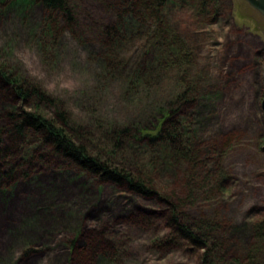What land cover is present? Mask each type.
Wrapping results in <instances>:
<instances>
[{
	"label": "rangeland",
	"instance_id": "374dc122",
	"mask_svg": "<svg viewBox=\"0 0 264 264\" xmlns=\"http://www.w3.org/2000/svg\"><path fill=\"white\" fill-rule=\"evenodd\" d=\"M109 1L74 0L79 25L61 22L58 44L45 53L38 41L42 21L49 15L40 5L0 0V113L5 133L10 112L53 117L49 107H60L71 121L93 131L98 125L142 121L172 97L176 83L171 73L155 82L151 92L141 86L128 88V71L103 73L102 57L108 48L97 29L114 20L106 7ZM222 5L220 20L201 31L192 48V77L199 90L195 110L202 120L200 136L221 140L219 144L230 141L222 157L232 181L223 195L200 204V212L225 225L228 252L248 247L253 225L264 219V19L242 0H222ZM17 49L31 50L46 78L73 85L49 94L16 63ZM135 50L129 46L122 56L130 58ZM15 84L37 89L56 105L35 96L24 99ZM24 171L30 172L29 178L19 175ZM79 172L55 159L34 161L0 183V264H69L68 240L106 222L111 240L124 246L120 264H201L196 253L154 247L168 232L166 221L149 220L144 227L129 221L133 212L152 217L159 206ZM80 244L84 245L82 239ZM29 250L32 256H26Z\"/></svg>",
	"mask_w": 264,
	"mask_h": 264
},
{
	"label": "trees",
	"instance_id": "16d2710c",
	"mask_svg": "<svg viewBox=\"0 0 264 264\" xmlns=\"http://www.w3.org/2000/svg\"><path fill=\"white\" fill-rule=\"evenodd\" d=\"M18 2L40 5L49 15L42 21L38 41L45 53L58 44L61 22L79 25L74 0ZM106 7L113 22L95 28L108 48L102 57L103 73L128 71V88L141 86L150 92L166 72L171 73L176 83L172 97L148 117L140 118L142 121L98 125L93 131L71 121L60 107H49L53 117L40 112L8 113L10 126L5 133L0 113V163L5 164L0 169V183L34 161L55 159L117 191L159 206L152 217L142 211L128 217L142 227L149 220L166 221L168 232L156 239L154 247L196 253L201 264H264V219L253 225V242L248 247L225 252V225L200 212V204L223 195L231 180L222 157L230 141L219 144L221 140L200 136L202 120L195 110L199 90L192 77V48L199 43L198 34L220 20L222 0H110ZM129 46L136 50L125 59L122 55ZM5 78L11 81L9 76ZM15 86L26 100L35 96L56 105L55 99L37 89ZM19 175L29 178L30 172ZM69 241V264H120L124 246L111 240L107 222L94 230L79 231ZM32 255V250L26 252V256Z\"/></svg>",
	"mask_w": 264,
	"mask_h": 264
},
{
	"label": "clouds",
	"instance_id": "9594fccd",
	"mask_svg": "<svg viewBox=\"0 0 264 264\" xmlns=\"http://www.w3.org/2000/svg\"><path fill=\"white\" fill-rule=\"evenodd\" d=\"M15 59L28 78L39 84L49 94H54L58 87L65 89L73 85L72 81L60 83L56 78H46L45 74L37 67L36 58L31 54V50L17 49Z\"/></svg>",
	"mask_w": 264,
	"mask_h": 264
},
{
	"label": "water",
	"instance_id": "95a60500",
	"mask_svg": "<svg viewBox=\"0 0 264 264\" xmlns=\"http://www.w3.org/2000/svg\"><path fill=\"white\" fill-rule=\"evenodd\" d=\"M247 3L253 10L259 13L264 19V0H242ZM264 81V77H263ZM262 111H263V118H264V96L262 101Z\"/></svg>",
	"mask_w": 264,
	"mask_h": 264
},
{
	"label": "bare ground",
	"instance_id": "6f19581e",
	"mask_svg": "<svg viewBox=\"0 0 264 264\" xmlns=\"http://www.w3.org/2000/svg\"><path fill=\"white\" fill-rule=\"evenodd\" d=\"M42 8V7H41Z\"/></svg>",
	"mask_w": 264,
	"mask_h": 264
}]
</instances>
